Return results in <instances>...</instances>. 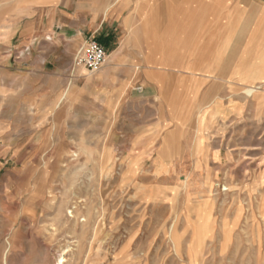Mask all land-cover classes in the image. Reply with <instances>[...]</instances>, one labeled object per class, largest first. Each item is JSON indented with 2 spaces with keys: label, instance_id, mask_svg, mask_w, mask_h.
<instances>
[{
  "label": "rangeland",
  "instance_id": "obj_1",
  "mask_svg": "<svg viewBox=\"0 0 264 264\" xmlns=\"http://www.w3.org/2000/svg\"><path fill=\"white\" fill-rule=\"evenodd\" d=\"M31 4L0 0V264H264V134H211L191 88L155 111L135 83L102 86L77 63L90 37L21 54Z\"/></svg>",
  "mask_w": 264,
  "mask_h": 264
},
{
  "label": "crops",
  "instance_id": "obj_2",
  "mask_svg": "<svg viewBox=\"0 0 264 264\" xmlns=\"http://www.w3.org/2000/svg\"><path fill=\"white\" fill-rule=\"evenodd\" d=\"M47 1L32 0V14L16 29L21 54L54 30L77 41L93 37L108 52L102 86L135 83L155 111L166 101L163 89L175 87L170 102L183 104L191 88L193 112L209 104L211 134H264V0ZM174 113L184 118L178 105Z\"/></svg>",
  "mask_w": 264,
  "mask_h": 264
},
{
  "label": "built area",
  "instance_id": "obj_3",
  "mask_svg": "<svg viewBox=\"0 0 264 264\" xmlns=\"http://www.w3.org/2000/svg\"><path fill=\"white\" fill-rule=\"evenodd\" d=\"M107 49L95 38H87L77 56V63L88 71L99 70L107 61Z\"/></svg>",
  "mask_w": 264,
  "mask_h": 264
},
{
  "label": "bare ground",
  "instance_id": "obj_4",
  "mask_svg": "<svg viewBox=\"0 0 264 264\" xmlns=\"http://www.w3.org/2000/svg\"><path fill=\"white\" fill-rule=\"evenodd\" d=\"M234 224H236V223H234ZM256 238H257L256 243H257L258 260H259V262H261L264 259V240H263V237L259 233H258V236ZM65 261H66L65 254L60 253L58 256L59 264H65Z\"/></svg>",
  "mask_w": 264,
  "mask_h": 264
}]
</instances>
